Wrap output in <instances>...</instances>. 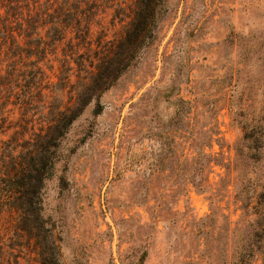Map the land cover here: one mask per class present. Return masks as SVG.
Listing matches in <instances>:
<instances>
[{
	"label": "rangeland",
	"instance_id": "374dc122",
	"mask_svg": "<svg viewBox=\"0 0 264 264\" xmlns=\"http://www.w3.org/2000/svg\"><path fill=\"white\" fill-rule=\"evenodd\" d=\"M173 4L153 44L102 95L101 114L88 106L61 142L44 213L62 264H139L143 255L142 264H237L244 213L233 164L237 149L249 153L244 134L264 130V0ZM110 22L112 39L120 25ZM50 63L45 85L57 82ZM198 168L204 194L191 185ZM13 220L0 217L5 236ZM18 254L37 264L31 249Z\"/></svg>",
	"mask_w": 264,
	"mask_h": 264
},
{
	"label": "trees",
	"instance_id": "16d2710c",
	"mask_svg": "<svg viewBox=\"0 0 264 264\" xmlns=\"http://www.w3.org/2000/svg\"><path fill=\"white\" fill-rule=\"evenodd\" d=\"M174 9L173 0H0V217L14 216L12 233L0 231V264H20L22 249H31L37 264H62L56 224L44 213L61 142L88 106L101 114L102 95L153 44ZM107 16L110 27L120 25L112 39ZM46 59L57 82L49 77L45 85ZM174 118L181 119L178 112ZM253 128L241 140L249 153L237 149L233 164L240 166L235 198L244 213L237 264L264 254V130ZM202 169L191 181L199 194L206 192Z\"/></svg>",
	"mask_w": 264,
	"mask_h": 264
}]
</instances>
